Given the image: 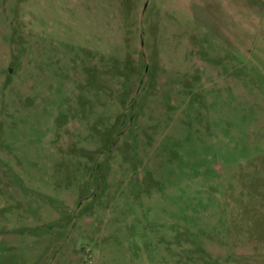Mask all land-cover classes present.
<instances>
[{"label":"rangeland","instance_id":"1","mask_svg":"<svg viewBox=\"0 0 264 264\" xmlns=\"http://www.w3.org/2000/svg\"><path fill=\"white\" fill-rule=\"evenodd\" d=\"M0 264H264V0H0Z\"/></svg>","mask_w":264,"mask_h":264}]
</instances>
